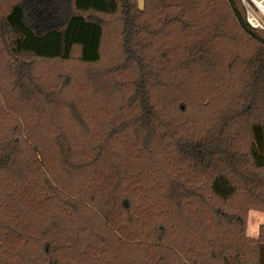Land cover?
<instances>
[{"label": "trees", "instance_id": "16d2710c", "mask_svg": "<svg viewBox=\"0 0 264 264\" xmlns=\"http://www.w3.org/2000/svg\"><path fill=\"white\" fill-rule=\"evenodd\" d=\"M107 30L99 74L126 94L102 132L74 116L48 142L11 116L67 105L70 76L36 66L100 65ZM0 83V264H264V225L247 234L264 212V32L240 0H0Z\"/></svg>", "mask_w": 264, "mask_h": 264}, {"label": "rangeland", "instance_id": "374dc122", "mask_svg": "<svg viewBox=\"0 0 264 264\" xmlns=\"http://www.w3.org/2000/svg\"><path fill=\"white\" fill-rule=\"evenodd\" d=\"M136 2L139 8L143 7L144 0H136ZM112 39L110 30H107L103 49L104 57L100 65H82L75 54L72 60L67 63H40L39 66H36V73L39 72L44 78H47L46 80L49 84L57 77L70 76L68 87H65L61 93V97L65 99L64 102L67 105L57 110V112L50 110L48 112V109L44 108L42 112L36 114L34 112L26 113L27 109L22 106V108L18 109L22 116L15 113L11 116L17 119H26L28 120L26 122L31 124L37 122L40 128V130L38 129L39 134L48 142H50L48 138L52 136L51 131H48L50 130L49 123L52 124L53 121L56 123L64 122L65 126H72L73 122L71 119L74 116H79L82 120H86L90 131H92L89 135L102 132V129H105V126L116 115V110L125 97V92L117 90V85L113 80L99 74L110 65L108 56L113 52L114 41ZM1 93L0 91V106L5 103ZM66 133H72V140L79 142H83V138L88 139L89 137V135L85 136L83 132L76 130H71L70 132L68 130ZM261 225H264V212L249 211L247 218L248 236L255 238Z\"/></svg>", "mask_w": 264, "mask_h": 264}, {"label": "built area", "instance_id": "2783aa9c", "mask_svg": "<svg viewBox=\"0 0 264 264\" xmlns=\"http://www.w3.org/2000/svg\"><path fill=\"white\" fill-rule=\"evenodd\" d=\"M246 23L255 30L264 32V0H240Z\"/></svg>", "mask_w": 264, "mask_h": 264}]
</instances>
